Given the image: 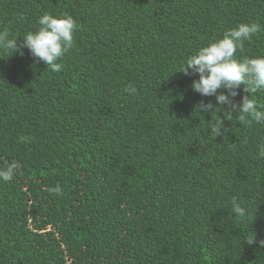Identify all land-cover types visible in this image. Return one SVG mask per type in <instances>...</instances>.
<instances>
[{"label":"trees","instance_id":"16d2710c","mask_svg":"<svg viewBox=\"0 0 264 264\" xmlns=\"http://www.w3.org/2000/svg\"><path fill=\"white\" fill-rule=\"evenodd\" d=\"M45 12L77 24L59 72L0 49V264H264V123L212 136L178 72L241 23L264 55V0H0V31Z\"/></svg>","mask_w":264,"mask_h":264},{"label":"clouds","instance_id":"9594fccd","mask_svg":"<svg viewBox=\"0 0 264 264\" xmlns=\"http://www.w3.org/2000/svg\"><path fill=\"white\" fill-rule=\"evenodd\" d=\"M38 24L37 30L29 31L19 39L10 38L6 29L0 31V49L12 50V56L18 54L21 57L27 49L35 62H43L47 68L59 72L61 64L57 61L73 46L76 21L67 14L56 16L45 12L40 16ZM258 31L257 24L241 23L189 56L182 70L178 71L185 76L198 75L199 78L194 80L191 88L203 97L216 98V105L201 101L194 108L202 115H211L212 119L207 120L208 131L210 129L209 133L216 138L227 133L228 129L221 132V128L226 120L231 121L233 114L238 115L241 124L264 123V108L258 106L252 98L253 94L264 90V55L242 59L236 56L237 50L243 47V41ZM241 89L245 95L240 102L234 103L233 98L240 95ZM214 112L217 117L215 119L212 115ZM220 112L224 113L223 117L219 115ZM257 158L264 159V144L258 146ZM231 213L237 218L247 215L246 209L236 198L231 201ZM241 241L243 245L264 248V239H258L255 231L247 232Z\"/></svg>","mask_w":264,"mask_h":264}]
</instances>
